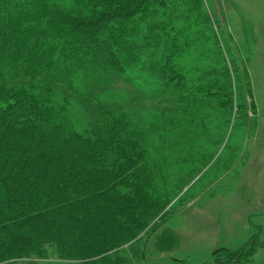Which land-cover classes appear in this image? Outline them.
Segmentation results:
<instances>
[{
  "label": "trees",
  "instance_id": "16d2710c",
  "mask_svg": "<svg viewBox=\"0 0 264 264\" xmlns=\"http://www.w3.org/2000/svg\"><path fill=\"white\" fill-rule=\"evenodd\" d=\"M189 3L198 7L201 0H0V264L50 258L138 264L150 237L160 252L176 246L178 236L166 222L187 186L180 179L175 187L169 173L183 120L167 115L195 111L220 93V120L235 114L229 126L248 117L251 92L242 69L234 89L211 24L183 20ZM160 11L164 20L154 21ZM184 29L186 48L210 37L204 56L222 57L195 64L192 75L200 70L210 79L185 100L188 70L173 42ZM125 49L132 54H121ZM218 61L225 75L217 74ZM133 65L138 93L128 101L162 106L153 119L129 109L122 96L109 101L73 81L84 67L127 77ZM232 254L223 252L227 261Z\"/></svg>",
  "mask_w": 264,
  "mask_h": 264
},
{
  "label": "rangeland",
  "instance_id": "374dc122",
  "mask_svg": "<svg viewBox=\"0 0 264 264\" xmlns=\"http://www.w3.org/2000/svg\"><path fill=\"white\" fill-rule=\"evenodd\" d=\"M192 4L182 7L186 14L183 20L190 23L197 21L201 27L210 23L215 29L226 54L227 73L231 74L234 89L241 86L238 72L242 69L248 73L244 75L245 83L251 89L245 95L248 117L245 121L237 117L235 123L228 126L226 121L235 115L232 112L225 116V120L221 119L222 124L220 118L224 106L220 102V93L201 100L195 111H185L192 112V115L184 112L182 115L179 111L167 115L168 118L183 120L180 136H173L178 143L173 145L172 153L177 154H174L176 159L172 162L175 167L170 168L169 173L174 178L172 183L175 187L180 179L184 180L181 186H187L179 194L182 201L176 205L175 215H170L166 222L167 227L178 236V243L172 250L160 252L156 237H150L146 240L147 247L142 250L144 258L138 264H215L216 261L224 264H264V0H201L198 7ZM165 16L160 11L154 21H162ZM186 33L190 35L184 29L182 36L173 41L178 43L183 70H188V76L191 74L190 78L187 76L186 84H182L184 100L185 93L189 94L190 89L196 90L197 84L210 79L208 75H198L200 70L192 75L196 65L209 66L213 57L217 56H204L210 37L198 44L190 42L186 48ZM120 53L128 56L132 51L125 49ZM178 59L176 65L180 67ZM221 59L220 55L217 56V60ZM218 62L217 74L225 75L226 69ZM133 67L125 72L127 77L106 75L96 67H84L73 81L80 89L86 87L95 95L108 96L109 101L113 98L120 100L121 96L128 101L129 96L132 98L138 93L133 86ZM179 67L175 70L181 75ZM137 72L142 73L141 70ZM166 72L171 83L170 69ZM176 77L173 74V79ZM198 77H202L201 80H197ZM220 79L226 80V77L221 76ZM193 93L201 94L198 90ZM235 94L242 96L241 92L238 94L235 91ZM126 106L142 109L141 113H150L152 119L154 109H163L162 106L132 101H128ZM169 107L177 108V105ZM72 109L75 110L74 107ZM79 109L78 105L76 110ZM237 109L240 113L239 106ZM226 249L234 252L232 260H225L223 252ZM253 249L256 252L252 256L245 254L238 259L236 253ZM5 264L71 263L50 258Z\"/></svg>",
  "mask_w": 264,
  "mask_h": 264
}]
</instances>
